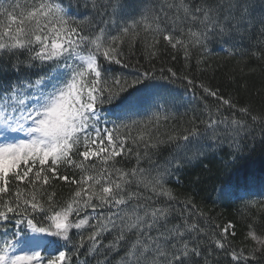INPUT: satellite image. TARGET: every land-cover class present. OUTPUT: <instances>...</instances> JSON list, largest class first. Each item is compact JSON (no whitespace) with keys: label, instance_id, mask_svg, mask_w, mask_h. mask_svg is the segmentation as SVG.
<instances>
[{"label":"snow or ice","instance_id":"6c2138e0","mask_svg":"<svg viewBox=\"0 0 264 264\" xmlns=\"http://www.w3.org/2000/svg\"><path fill=\"white\" fill-rule=\"evenodd\" d=\"M258 147L264 0H0V264H264V181L172 187Z\"/></svg>","mask_w":264,"mask_h":264},{"label":"trees","instance_id":"16d2710c","mask_svg":"<svg viewBox=\"0 0 264 264\" xmlns=\"http://www.w3.org/2000/svg\"><path fill=\"white\" fill-rule=\"evenodd\" d=\"M259 11V8L257 9ZM210 47L214 50L211 54L209 63L213 68L225 63V53L220 43L213 41ZM236 65L234 60H229L224 72H230ZM196 80L193 85H190L185 89L182 83L170 84L169 87L175 89L178 92L187 91L186 99H193V97H199L202 90L199 88V82L208 84L211 82L215 85L223 78L222 72L213 73L209 70L203 76L195 74ZM213 76L215 78H213ZM253 80L256 85L259 86V78L255 77ZM186 83V82H185ZM258 101H254L256 103ZM209 103L215 104L216 101L209 97ZM183 111V109L181 110ZM223 153L218 154L216 157L204 161L202 165L188 168L180 174L179 182H174L172 187L176 190V193L180 196L186 193L195 195L198 202L202 201L208 207H212L213 200L216 196V189L221 186H235L244 185L245 182L253 183L257 186L253 191L258 190L259 184L264 181V152H261L259 147L257 151L250 157L239 162L237 167L228 173H223L221 157ZM240 194H244V189L241 188ZM239 203L226 201L221 202L215 208L214 215L219 214L221 216V222H227L232 220L237 222L238 231L242 230V225L238 223L241 212L238 211ZM243 211V210H241ZM239 239V237H238Z\"/></svg>","mask_w":264,"mask_h":264}]
</instances>
